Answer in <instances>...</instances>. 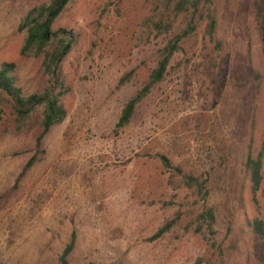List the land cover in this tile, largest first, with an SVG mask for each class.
<instances>
[{
    "label": "rangeland",
    "instance_id": "1",
    "mask_svg": "<svg viewBox=\"0 0 264 264\" xmlns=\"http://www.w3.org/2000/svg\"><path fill=\"white\" fill-rule=\"evenodd\" d=\"M52 1L0 0V67H16L26 96L43 94L51 82L43 57L21 54L27 34L20 27L30 10ZM212 3L218 18L214 43L201 21L164 82L118 133L122 110L156 67L158 51L191 17L179 16L174 35L159 36L153 27L162 10L159 0H76L65 10L53 28L73 37L60 66L67 89L64 123L38 146L41 110L18 124L0 96V264H58L73 240L69 264H247V238L224 263L208 239L225 250L235 234L242 235L245 215L256 214L239 142L253 123L259 147L264 137V87L253 123L247 105L254 86L248 66L252 62L264 73L255 33L264 0ZM131 72L133 78L120 86ZM36 155L35 166L17 184ZM159 156L208 182L213 236L189 227L203 203L181 189ZM258 200L264 219V180ZM179 217L168 234L151 241Z\"/></svg>",
    "mask_w": 264,
    "mask_h": 264
},
{
    "label": "trees",
    "instance_id": "2",
    "mask_svg": "<svg viewBox=\"0 0 264 264\" xmlns=\"http://www.w3.org/2000/svg\"><path fill=\"white\" fill-rule=\"evenodd\" d=\"M76 0H53L49 4H40L28 12L24 18L20 30L26 32L27 39L25 46L21 52L24 57L34 56L36 58L43 57L44 73L50 77V87L43 94H35L26 96L23 90L18 86L16 67L13 64H4L0 67V96L7 99L11 104L17 117L18 124H22L28 120L37 110H41L40 130L41 134L37 138L38 146L41 145L44 138L48 135L52 128L60 126L67 119V111L62 102V98L66 95L67 89L62 83L60 75V66L65 57L72 50V35L66 36L65 30L54 32L53 28L60 19L65 10ZM162 10L159 18L154 22V31L159 36L174 35L176 19L185 15L191 17L187 27L179 34L174 35L168 43L158 51L156 67L152 70L148 80L142 89L128 101L122 110L116 133L126 129L132 122L137 113L139 106L152 94L155 88L162 84L168 75L171 63L176 55L183 51L182 44L197 33L201 26V21L206 23V33L210 40L214 43L218 29V18L216 12L212 10V0H159ZM197 18L199 21L197 22ZM256 36L258 38L259 50L261 57L264 58V10L256 18ZM253 25V24H250ZM253 36L252 28L248 29ZM221 44H215V48H220ZM248 74L254 83L253 94L249 98L247 105L249 106L248 115L253 117L254 122L256 115V102L264 87V73L253 66L252 62L248 66ZM134 73L125 75L120 86L126 85L132 78ZM245 118V116H243ZM251 123V124H252ZM253 123L249 127L251 130L246 140H241V169L245 179H247L250 187L251 200L255 204V213L253 217L245 215L242 224V235L235 234V239L231 245L225 250L221 249L211 238L208 241L211 247L216 249L221 260L224 263L228 252L231 254L241 251V239L246 244L243 237L247 238L251 244V251L246 250L247 264H264V219L261 217L258 193L263 185L264 172V137L262 146L257 145V128ZM163 166L174 172V176L179 180L180 187L183 190L191 191L203 203V211L197 215L194 222L189 227L194 230L197 235L207 234L213 236L214 227L216 225V215L214 210L207 207V199L209 196L208 182L203 177L186 173L182 168L175 167L171 161L165 156H159ZM38 161V155L34 156L27 163L23 173L19 176L17 184L26 176L28 171L32 169ZM180 221L178 219L168 222L151 241H156L168 234ZM190 229V230H191ZM234 234V224L229 223L228 236ZM257 243V246L254 244ZM75 248L74 240L67 246L63 255L59 259L58 264H69V257ZM262 254L259 258L258 256Z\"/></svg>",
    "mask_w": 264,
    "mask_h": 264
}]
</instances>
